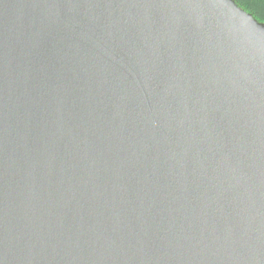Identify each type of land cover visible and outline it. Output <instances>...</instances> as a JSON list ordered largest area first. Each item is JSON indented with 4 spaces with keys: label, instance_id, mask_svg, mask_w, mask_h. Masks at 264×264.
<instances>
[{
    "label": "water",
    "instance_id": "1",
    "mask_svg": "<svg viewBox=\"0 0 264 264\" xmlns=\"http://www.w3.org/2000/svg\"><path fill=\"white\" fill-rule=\"evenodd\" d=\"M0 264H264V23L0 0Z\"/></svg>",
    "mask_w": 264,
    "mask_h": 264
},
{
    "label": "trees",
    "instance_id": "2",
    "mask_svg": "<svg viewBox=\"0 0 264 264\" xmlns=\"http://www.w3.org/2000/svg\"><path fill=\"white\" fill-rule=\"evenodd\" d=\"M243 9L252 13L259 21L264 23V0H235Z\"/></svg>",
    "mask_w": 264,
    "mask_h": 264
}]
</instances>
